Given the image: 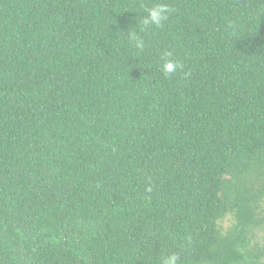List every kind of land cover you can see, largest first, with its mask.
<instances>
[{
    "label": "trees",
    "instance_id": "16d2710c",
    "mask_svg": "<svg viewBox=\"0 0 264 264\" xmlns=\"http://www.w3.org/2000/svg\"><path fill=\"white\" fill-rule=\"evenodd\" d=\"M156 2L0 0V264H264V0Z\"/></svg>",
    "mask_w": 264,
    "mask_h": 264
},
{
    "label": "clouds",
    "instance_id": "9594fccd",
    "mask_svg": "<svg viewBox=\"0 0 264 264\" xmlns=\"http://www.w3.org/2000/svg\"><path fill=\"white\" fill-rule=\"evenodd\" d=\"M173 11L174 9L170 4L161 2V0H158V2L152 4L150 7L143 8V14L139 20V32H147L152 28H161ZM128 38L137 50H144L145 40L137 31L133 30L128 33ZM181 68L182 65L172 58V53L170 51L163 53L158 69L160 73L167 78L170 74H175L177 70ZM184 75L187 77L188 73ZM159 264H180V257L176 253L170 252L160 257Z\"/></svg>",
    "mask_w": 264,
    "mask_h": 264
}]
</instances>
